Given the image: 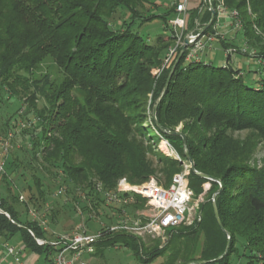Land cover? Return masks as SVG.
<instances>
[{
	"label": "trees",
	"instance_id": "1",
	"mask_svg": "<svg viewBox=\"0 0 264 264\" xmlns=\"http://www.w3.org/2000/svg\"><path fill=\"white\" fill-rule=\"evenodd\" d=\"M211 1L216 9L219 0ZM223 1L229 10L239 13L242 28L231 38H220L218 44L225 50L246 45L256 51L255 63H264V0ZM156 5L153 0H0V87L20 105L2 129V138L13 133L10 151L1 158L6 174L0 179V210L10 218L0 213V238L6 243L20 235L26 253L51 262L54 249L39 246L36 239L48 240L52 234L30 218L29 209L41 211L50 206L49 225L61 232V219L76 213L74 202L84 213L90 212L88 204L78 198V188L93 198L94 211L103 210L106 224H113V210L103 207L93 182L115 190L122 178L141 185L151 174L173 177L181 173L182 164L188 162L184 142L169 132L185 123L182 133L196 170L223 184L216 198L223 229L212 201L219 184L191 170L189 185L195 197L206 183L213 192L210 200L200 205L201 221L170 231L163 248L156 241L152 249L145 250L141 239L123 233L108 235L99 242L95 257H102L106 248L123 244L143 264L159 258L163 259L160 264H233L237 258L246 264H264V170L251 167L240 156L231 161L228 154L232 151L229 132L253 128L264 136V65L256 63L259 71L246 78L241 69L233 67L230 55L227 67H215L203 61L188 63L186 51L157 109L162 130L154 122L155 131L174 144L182 163L160 156L162 166L147 167L135 144L143 135L145 120V111L139 106L150 91L144 82L151 83L150 70L165 66L177 44L168 25L176 16V5L152 16L151 9L144 10ZM211 16L209 9L190 11L189 31L196 22L205 30ZM216 19L204 35L215 33ZM151 20L165 25V33L152 42L141 34ZM181 50L170 69L161 73L158 99ZM48 57L66 75L59 86L47 77L35 79ZM41 99L43 106L38 105ZM128 112L136 115L125 116ZM128 122L139 129L130 130ZM64 186L70 202L54 198L55 191ZM24 194L29 198L21 202ZM145 205L146 200L136 197L124 209L134 213ZM87 226L92 232L98 229L93 221ZM229 236L231 245L225 254Z\"/></svg>",
	"mask_w": 264,
	"mask_h": 264
},
{
	"label": "built area",
	"instance_id": "2",
	"mask_svg": "<svg viewBox=\"0 0 264 264\" xmlns=\"http://www.w3.org/2000/svg\"><path fill=\"white\" fill-rule=\"evenodd\" d=\"M203 7L201 11L210 10V1L202 0ZM189 2L190 0H182L176 5L177 16L169 20V27L175 32L177 44L171 48L166 65L172 63L179 52V49L185 46V41L190 40V46L187 48V62H201V56L206 50H213L215 45L219 43V39L226 38V35L232 30L236 32L242 28L239 13L236 10H229L223 0H219L216 11V24L214 34L204 35L202 26L196 22V26L192 31L188 29L189 22ZM224 21H231V30H225ZM190 48V50H189ZM228 55L232 57L235 53H243L251 58L256 57V51L251 50L246 45H242L241 49H229ZM263 64L261 61L256 62ZM227 67V63L223 65ZM20 128H25L24 123H19ZM13 133H9L8 137L0 140V150L2 157L6 158L11 148V139ZM168 153L175 154L173 150L166 148ZM169 155V154H168ZM176 156V155H175ZM1 157V158H2ZM178 159V156H176ZM6 174L5 160L0 159V179ZM188 172H183L174 176L173 182L168 187L160 186L155 180H150L141 185L131 184L127 178L119 180L115 190H107L103 183L95 180L93 182V191L103 202V207L111 209L110 216L114 223L107 225L104 221L105 216L102 209L94 211L91 207L93 198L87 196L82 188L76 189L78 198L90 207L89 213H84L81 206L74 202L75 212L81 219L73 230L68 232H58L51 229L49 225L48 215L51 211L50 206L38 211L33 208L29 209V216L36 221L39 226L46 232L52 234V238L36 239L39 246L49 245L54 249L55 259L53 264H91L98 251V244L101 240L112 234H128L143 242L157 241L160 248L167 245L170 240L169 232L181 226L191 227L197 221H201L199 214L200 200H196L194 191L190 188ZM136 197L146 200L144 209L134 213L124 209V206L134 203ZM55 199H63L64 202H70L72 199L68 196L66 186L60 187L54 193ZM21 202L27 199L23 195ZM92 209V210H91ZM120 209V211H118ZM100 214V215H99ZM10 218V217H9ZM88 221H93L97 226V231H90L87 226ZM31 235L34 233L30 231ZM8 255L18 257L16 260L20 262V257L25 252V246L22 244L19 248L6 247ZM20 264H24L20 262Z\"/></svg>",
	"mask_w": 264,
	"mask_h": 264
},
{
	"label": "rangeland",
	"instance_id": "3",
	"mask_svg": "<svg viewBox=\"0 0 264 264\" xmlns=\"http://www.w3.org/2000/svg\"><path fill=\"white\" fill-rule=\"evenodd\" d=\"M159 0H153L154 3H157L156 7L151 6V7H146L144 10L151 9L152 13H149L152 15L161 14L168 12L169 8L172 6L170 5L168 8L165 7V2L164 4L161 3L162 7L160 10L157 9V6L160 5L158 3ZM203 1L200 0L199 6L193 10H200L203 7ZM176 5V4H175ZM173 5V6H175ZM145 13V12H144ZM177 16V14H176ZM175 16V17H176ZM152 21V20H151ZM231 21H224L225 23H228L230 25L229 32L231 30ZM142 29V28H140ZM143 31L141 32L142 36L149 39L150 42L154 41L157 35H161L165 33V25L164 23L160 22L159 20H154L150 23H147L145 26H143ZM228 32V30H226ZM235 34V31L232 30L228 35H226V38H231ZM241 35H239V39ZM238 45V43H237ZM238 47L241 49V47L238 45ZM183 49V47H182ZM233 49V48H232ZM231 49V50H232ZM190 50V48H189ZM227 50L223 48L220 44H216L215 48L211 51L206 50L203 55L201 56L202 59H206L208 63H212L215 67H221L227 62ZM174 62V61H173ZM172 62V63H173ZM172 63H168L167 65H163L161 68H154L151 71V83L148 82V80H145V87L149 89V93L147 97L143 98L142 104H140L139 107H143L144 112V124L141 128V131L143 135L137 139L136 146L139 148L140 153H143V159L144 163L146 164L147 167L150 168H156L161 165L162 158L161 157H170L173 158L174 160L182 163V159L179 155V153L175 150V146L172 142L169 140L165 139L162 137L158 132L155 131L154 127V118H153V109L155 105L160 104L159 99L157 96L160 94V86H161V73L162 71L170 69ZM232 65L235 69H241V73L243 74L244 77L248 78L250 72H257L259 71L258 65L255 63V61L251 58L248 57L247 55L243 53H235L232 55ZM159 69V70H158ZM172 70V69H171ZM158 71V72H157ZM43 77H47L48 80L51 83H55L56 85L59 86V84L64 83L66 79V75L64 74L63 69L56 63V61L48 57L44 63L40 66L38 71L35 74V79H41ZM160 77V78H159ZM167 82V81H166ZM151 84V87H150ZM166 85V84H165ZM143 86V87H144ZM80 99H82V95L80 94L79 91ZM162 95V94H161ZM40 96V95H39ZM161 97V96H160ZM133 100L136 98H132ZM158 101L156 102V100ZM140 103V102H139ZM39 106L44 105V101L41 99L40 103L38 104ZM143 105V106H142ZM134 107V106H133ZM20 108V105L18 101H16L14 98H11L9 93L0 87V140L3 137L2 134V129L7 120L13 116L18 109ZM135 112H128L125 114V116H135ZM131 127H129L130 130L132 129H139V125L134 127L132 123L128 122ZM185 123H180L175 131H178L182 133L184 130ZM229 138L232 140V146L231 150L229 151V158H232L231 161L235 159H238L240 156L248 165H250L253 168H258L260 170H264V136L259 132V130L256 129H246L243 131H236V132H229L228 133ZM142 145V146H141ZM164 146V147H163ZM169 148L173 150L175 154H170L168 153V150L166 148ZM234 153V155H232ZM169 154V155H168ZM157 155V156H156ZM178 156V159H176V156ZM233 156V157H232ZM2 157V152L0 150V159ZM182 167V172H188L189 175L191 173V166L189 162H184ZM162 166V165H161ZM148 173L151 174L149 171ZM180 174V173H179ZM152 176L150 177V180H155L160 186L163 187H168L172 184L174 176H170L168 174L164 173H156V174H151ZM177 175V174H176ZM188 175V179H189ZM191 181V178L189 179ZM147 181V182H148ZM200 191V195H196V200H200L202 205L203 203H206L210 200V197L212 196V187L211 184L206 183L204 184L201 189H198ZM28 194H24L26 199L29 198ZM19 210L22 211V208ZM67 218H63L60 221L59 224V231H71L73 230L78 224L81 223L80 217L77 216L76 213L67 215ZM25 218V219H24ZM27 216L26 214L22 213V220H26ZM75 222H78L76 224ZM61 231V232H62ZM21 242V236L17 235L14 239L9 241V246L10 247H15L18 249L19 243ZM152 242L155 243L156 241H150V242H144L145 244V250H148L147 248L152 249ZM2 245L6 244L4 240L1 241ZM4 247V246H2ZM2 250V249H0ZM242 255V252H241ZM23 256V254H22ZM18 257H13L9 256L8 252L4 248V255L0 258L2 264H20V262H23V257H20V262H18L16 259ZM55 259V254H52L50 257L51 262H47L44 257L41 258V261L39 264H53ZM3 260V261H2ZM163 261V259H156L150 264H160ZM26 264L25 262H23ZM93 264H143L136 256L134 251L126 246H123V244H119L118 247L116 248H106L103 251V256L99 257V259H96ZM233 264H246V260L241 259L239 260L234 259Z\"/></svg>",
	"mask_w": 264,
	"mask_h": 264
},
{
	"label": "water",
	"instance_id": "4",
	"mask_svg": "<svg viewBox=\"0 0 264 264\" xmlns=\"http://www.w3.org/2000/svg\"><path fill=\"white\" fill-rule=\"evenodd\" d=\"M209 1H210V5H209V7H210V11H211V15H212V16H211V20H210L209 24L207 25V27L205 28V30L212 26V24L214 23L215 18H216V11H215V9H214V7H213V5H212V1H211V0H209ZM205 30H203V33H204ZM189 46H190V40L187 39V40L185 41V46H184L183 49L181 50V52H180V54H179L177 60L175 61L174 65H173V67H172V70H171V72H170V74H169V76H168V79H167L166 85H165V87H164V90H163V92H162V95H161V97H160V99H159V102L165 97V95H166V93H167V91H168V89H169L170 83H171V81H172V78H173V76H174V73H175L177 67L179 66L180 61H181V59L183 58V56H184V54H185V52H186V50H187V48H188ZM157 109H158V104L155 105V107H154V109H153V118H154L153 120H154V122L156 123L158 129L162 130L161 125L159 124V122H158V120H157ZM169 135H171V136H179V137H181V138L183 139V142H184V150H185V154H186L187 160H188V162H189V164H190V166H191L192 171H193L195 174H197L200 178H203V179H206V180H208V181H211V182H214V183L219 184L220 189H219V191H217V192L213 195L212 201H213V207H214V212H215V216H216L217 222H218L219 226L223 229V225H222V222H221V219H220V216H219V212H218V208H217V205H216V198H217V196H218L219 194H221L222 191H223V184H222V182H221L219 179L213 178V177L208 176V175H205V174H201V173H199V172L196 170V168H195V163H194V161H193V159H192V157H191V155H190V153H189V151H188V149H187V138H186V136H185L183 133H180V132H178V131H173V132H169ZM0 213H1V214H5L7 217H10L8 214L2 212L1 210H0ZM230 245H231V237L229 236V237H228V245H227V249H226L225 254H227V252H228V250H229V248H230ZM225 254H224V255H225ZM222 258H223V257H220V258H218L217 260H215V261H211V262H217V261L221 260ZM209 263H210V262H206V261H198V262H191V263H187V264H209Z\"/></svg>",
	"mask_w": 264,
	"mask_h": 264
},
{
	"label": "crops",
	"instance_id": "5",
	"mask_svg": "<svg viewBox=\"0 0 264 264\" xmlns=\"http://www.w3.org/2000/svg\"><path fill=\"white\" fill-rule=\"evenodd\" d=\"M181 1H182V0H159L158 3H162V4H164V2H165V3H166V4H165V7L168 8L170 5H171V6H173V5H175V4L177 5V4H178L179 2H181ZM199 4H200V0H190V2H189V9H190V11L195 10V9L199 6ZM230 23H231V22H230ZM223 27L225 28V30H229L230 25H228V23H225ZM202 61H203V62H208L206 59H202ZM57 230H58V229H57ZM2 240H3V239L0 238V249H2V250H0V258L4 255V248H5V250L7 251L6 247L9 246L8 243L2 245V243H1ZM21 245H22V243L20 242V243H19V246H21ZM2 246H4V247H2ZM9 247H10V246H9ZM18 248H19V247H18ZM23 256H24V258H23V262H25L26 264H39L40 261H41V260L39 259V257H38L36 254H33V253L29 254V253L24 252V253H23ZM96 259H99V257H95V258L91 261V264H93V262H94ZM39 260H40V261H39ZM2 261H3V260H2ZM0 264H2V263H1V260H0Z\"/></svg>",
	"mask_w": 264,
	"mask_h": 264
},
{
	"label": "bare ground",
	"instance_id": "6",
	"mask_svg": "<svg viewBox=\"0 0 264 264\" xmlns=\"http://www.w3.org/2000/svg\"><path fill=\"white\" fill-rule=\"evenodd\" d=\"M164 147V146H163Z\"/></svg>",
	"mask_w": 264,
	"mask_h": 264
}]
</instances>
